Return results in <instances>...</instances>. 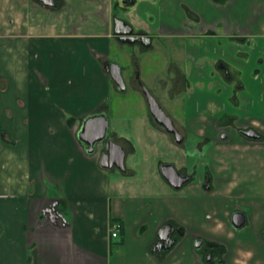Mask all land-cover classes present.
<instances>
[{
	"label": "crops",
	"instance_id": "obj_1",
	"mask_svg": "<svg viewBox=\"0 0 264 264\" xmlns=\"http://www.w3.org/2000/svg\"><path fill=\"white\" fill-rule=\"evenodd\" d=\"M54 1L0 0V264H204L198 238L225 264H264V0ZM113 50L126 88L139 98L146 85L181 143L144 94L111 104ZM112 112L124 170L77 136ZM162 163L190 180L172 188ZM164 225L182 234L155 254ZM119 233L123 252L108 257Z\"/></svg>",
	"mask_w": 264,
	"mask_h": 264
},
{
	"label": "water",
	"instance_id": "obj_2",
	"mask_svg": "<svg viewBox=\"0 0 264 264\" xmlns=\"http://www.w3.org/2000/svg\"><path fill=\"white\" fill-rule=\"evenodd\" d=\"M43 3L45 6L55 7L56 3L54 0H36ZM127 3H132L133 0H124ZM115 33L124 40L135 41L140 38L138 34H134L130 28L123 25L121 21L115 22ZM106 69L109 73L110 78L115 85L124 91L126 86L121 73V66L114 62H109L106 65ZM142 92L146 98L150 115L154 121L161 126L166 132L173 135L174 140L177 143H181L183 136L177 131L172 123L170 117L163 111L157 100L150 93L145 85L140 83ZM109 127V121L104 115H95L87 118L78 131V140L85 143L88 148V153H93L95 145L103 141L107 136V130ZM242 134L249 138H258V134L253 129H246L241 131ZM124 159L125 151L123 147L116 143L114 140L109 139L105 143V151L99 156V165L102 168H111L112 166L117 167L120 170H124ZM159 171L164 180L174 189H179L182 185L190 180L188 175L181 174L173 164L162 163L159 165ZM232 224L235 227H239L244 222V215L242 212H234L231 215ZM170 225H164L160 228L158 236L161 239H165L170 234ZM173 241L170 243V245ZM224 264V263H218Z\"/></svg>",
	"mask_w": 264,
	"mask_h": 264
},
{
	"label": "flooded vegetation",
	"instance_id": "obj_3",
	"mask_svg": "<svg viewBox=\"0 0 264 264\" xmlns=\"http://www.w3.org/2000/svg\"><path fill=\"white\" fill-rule=\"evenodd\" d=\"M81 126H80L79 130L81 129ZM77 134H78V132H77ZM109 139H111V138L106 137L103 141L97 143L95 145L94 152L98 151V148H99L100 154L103 153L105 151V143ZM81 144L87 150L88 146L83 142H81ZM170 227H171L170 232H169L170 235L168 237H166L165 239H161V238H159V236H157V239L153 243L152 248H151L153 253H155V254H162L163 252L169 253V251L172 250V248L175 246V244L177 242L178 235L182 234V229L180 227H173L172 225H170ZM172 241H173V243L170 245V243ZM194 247L202 256L204 264H218V263H224L225 264V261L223 259L222 246L216 245V244L210 243L204 239L198 238L194 242Z\"/></svg>",
	"mask_w": 264,
	"mask_h": 264
},
{
	"label": "rangeland",
	"instance_id": "obj_4",
	"mask_svg": "<svg viewBox=\"0 0 264 264\" xmlns=\"http://www.w3.org/2000/svg\"><path fill=\"white\" fill-rule=\"evenodd\" d=\"M111 60L114 62V63H117V64H119V62H123L124 63V61H122V58L120 57V55L118 54V52L117 51H115V50H113L112 51V55H111ZM126 65H130L129 63L128 64H126ZM130 69H129V67L128 66H126V67H124V69H123V77H124V79L126 80V82H127V71H129ZM146 86V85H145ZM147 87V86H146ZM148 89V88H147ZM133 89H131V87H130V84H129V82H128V84H127V88H126V91H122V92H118L117 93V95L115 94V95H112L111 96V104H113L114 102H115V100H127V101H135V100H140L141 99V97H143L141 94H140V97L138 98V96H137V94L135 95V93L132 91ZM143 99V98H142ZM160 106H162L161 104H160ZM162 108H163V106H162ZM129 109V108H128ZM113 110H115V109H113ZM112 110V111H113ZM116 119H119L117 116H114V112H112L111 114H110V121H109V123H110V125H109V129H108V135H109V133L110 132H112V130L113 129H116V130H120V132H122V130H123V127H122V125L120 124V122L119 121H117ZM109 173V172H108ZM117 173V172H116ZM122 234H120L119 233V235H118V237L117 238H114L113 239V241L115 242V244H116V246L114 245V246H112V248H111V251L110 252H108V254H107V256L109 257V256H116V255H118L119 253V251L122 249V252H123V247H122V245H121V240H122ZM120 249V250H119ZM119 250V251H118Z\"/></svg>",
	"mask_w": 264,
	"mask_h": 264
},
{
	"label": "built area",
	"instance_id": "obj_5",
	"mask_svg": "<svg viewBox=\"0 0 264 264\" xmlns=\"http://www.w3.org/2000/svg\"><path fill=\"white\" fill-rule=\"evenodd\" d=\"M118 228H119V224H115L114 225V231L111 233L112 237H116L118 234Z\"/></svg>",
	"mask_w": 264,
	"mask_h": 264
}]
</instances>
